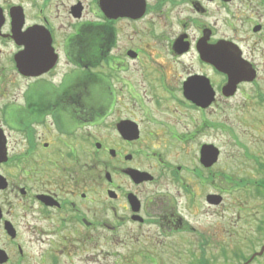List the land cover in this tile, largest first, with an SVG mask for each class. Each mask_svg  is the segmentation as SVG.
I'll return each instance as SVG.
<instances>
[{"label":"flooded vegetation","instance_id":"af4514ba","mask_svg":"<svg viewBox=\"0 0 264 264\" xmlns=\"http://www.w3.org/2000/svg\"><path fill=\"white\" fill-rule=\"evenodd\" d=\"M116 3L122 15L111 17L102 13L99 0H0V249L8 255L3 264L11 262L14 245L17 255L11 254L17 258L10 264H94L96 251L119 264L125 256L106 251V245L137 241L146 228L201 250L210 239L181 209L197 216L192 207L199 211V199L222 218L224 174L216 140L223 121L208 117H221L224 104L237 94L264 102L259 84L264 82V0ZM37 26L49 31L57 61L39 77H23L15 61L23 47L15 34L27 35ZM223 45L241 67L255 72L229 97L223 93L227 78L218 68ZM62 59L72 71L103 66L101 107L94 103L96 82H67L68 72L58 76ZM168 68L179 72L171 74L174 82H168ZM106 69L115 80L116 72L153 71L155 82L111 84ZM50 75L58 81L51 82ZM21 80L22 109L12 93ZM104 121L100 137L97 128ZM15 134L24 141L18 143ZM160 136L167 138L169 159L159 149ZM204 145L216 152L211 165L201 162ZM169 183L177 185L179 196L164 186ZM207 184L214 190L204 192ZM208 195L221 199L208 201ZM23 235L37 245L36 254L23 250ZM252 254L240 264L264 258L263 253L250 259ZM191 256L199 264L208 260L204 254L202 260Z\"/></svg>","mask_w":264,"mask_h":264},{"label":"rangeland","instance_id":"374dc122","mask_svg":"<svg viewBox=\"0 0 264 264\" xmlns=\"http://www.w3.org/2000/svg\"><path fill=\"white\" fill-rule=\"evenodd\" d=\"M58 69V76L60 73H69L67 82H87L86 80L88 82H96L94 103L96 108L102 106V102H104L102 88L105 82L103 66L95 64L90 66L89 70L79 69L72 71V68L66 66L62 59ZM110 73L111 71L106 69V82H111V84L115 82H155V73L153 71H150V73L140 70L116 72L119 77L117 80L112 75L109 77ZM166 73L170 79L168 82H174L171 79V74L178 76L179 72L173 68H168ZM48 79L51 82L58 81L57 76L53 77L50 75ZM93 79L95 80L93 81ZM259 84L262 91L264 82H259ZM24 85L25 81L16 82L12 91L16 101L15 104L20 109H22L20 95ZM113 88L117 89V87ZM245 91L246 88L243 93ZM252 99L246 100L243 95L237 94L227 105L224 104L221 117H208V121H223L222 136L216 140L221 148L220 165L224 174L222 183L223 205L219 209L222 211V218L212 214L214 209H210L204 203H201L202 200L199 199L197 200L199 211H205L206 215H198L199 211L195 206L192 207V210L197 211V216L189 215L184 209H181V212L188 220L190 219L191 224L205 231V234L210 239L209 243L204 245L201 250L195 245H186L184 243L177 245L174 242L175 237L168 239L166 236H160L157 230L146 228L143 231V235H138L139 239L137 241L133 237L131 241L125 240L122 245H106V251L119 250L120 256H125V259L119 264H134L133 258H137L140 255L141 258L137 260L141 262L139 261L135 264H199L198 260L194 262L195 259L191 256L193 254L196 256L198 254L196 258L200 260L203 258H200V255H208L206 264L212 260H217V264H240L242 260L254 251H258L260 246L264 244V180L261 181L264 177V102L255 98ZM158 117L167 119L161 115H158ZM111 119L112 117H108V120ZM105 122L104 125H98L99 127L97 128V133L99 132L98 135L100 137L102 136V128L106 129ZM161 128L166 129L164 127ZM14 136L18 143L24 141L17 134ZM103 137L105 136L103 135ZM48 138V136H43L42 140H48ZM207 139L211 138L208 137ZM158 141L161 145L164 143L159 149L166 151L165 156L169 159L171 153L166 142L167 138L160 136ZM165 142L167 147H165ZM19 145L16 146V149L21 150L22 144ZM254 157L260 163H257ZM164 186H167L172 196L180 195L178 191L180 189L177 185L169 183ZM212 190L214 189L207 184L204 192H211ZM109 216V214H106V217ZM147 236H149V240H147ZM26 239L27 237L24 235L20 238L24 244L23 250H27L28 254H36L38 251L37 245L28 244ZM215 242L217 243L215 244ZM14 248L13 251L9 250V253L17 255L15 245ZM187 248H190L192 253L187 254ZM11 253L12 262L17 256ZM97 253L96 251V259L98 261L94 264H112L115 259L111 255H106V260H104L100 258L101 253L98 255ZM252 264H264V258L261 257V259L254 261Z\"/></svg>","mask_w":264,"mask_h":264},{"label":"water","instance_id":"95a60500","mask_svg":"<svg viewBox=\"0 0 264 264\" xmlns=\"http://www.w3.org/2000/svg\"><path fill=\"white\" fill-rule=\"evenodd\" d=\"M99 7L101 11L106 15L109 13L111 17H117L122 15V5L116 3V0H99ZM31 31V30H30ZM27 31V35L17 33L16 38L18 42L24 46V49L19 53L17 57L18 68L25 74L38 75L47 71L53 66L56 59L55 55H52V48L50 46V37L48 32L40 30V32ZM36 38V39H35ZM222 62H219V68L227 75V83L223 88L224 95L229 96L234 94L236 85L242 81L252 80L254 72L247 68L241 67V62L236 59V55L233 50L228 46L223 45ZM188 82H206L203 80ZM202 161L206 165H210L216 159V153L211 146H206L202 149ZM6 261V255L3 251H0V263Z\"/></svg>","mask_w":264,"mask_h":264},{"label":"trees","instance_id":"16d2710c","mask_svg":"<svg viewBox=\"0 0 264 264\" xmlns=\"http://www.w3.org/2000/svg\"><path fill=\"white\" fill-rule=\"evenodd\" d=\"M95 79H93V81H94Z\"/></svg>","mask_w":264,"mask_h":264}]
</instances>
